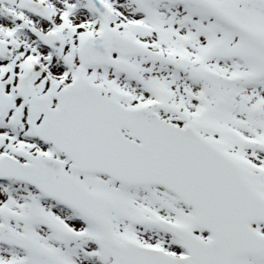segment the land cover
<instances>
[{
	"label": "snow or ice",
	"instance_id": "snow-or-ice-1",
	"mask_svg": "<svg viewBox=\"0 0 264 264\" xmlns=\"http://www.w3.org/2000/svg\"><path fill=\"white\" fill-rule=\"evenodd\" d=\"M0 264H264V0H0Z\"/></svg>",
	"mask_w": 264,
	"mask_h": 264
}]
</instances>
